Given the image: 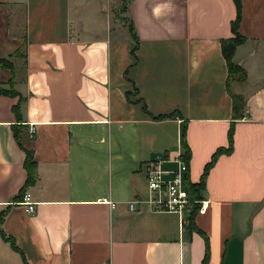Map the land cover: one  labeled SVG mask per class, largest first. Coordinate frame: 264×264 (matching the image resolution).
I'll return each mask as SVG.
<instances>
[{"label":"crops","instance_id":"crops-1","mask_svg":"<svg viewBox=\"0 0 264 264\" xmlns=\"http://www.w3.org/2000/svg\"><path fill=\"white\" fill-rule=\"evenodd\" d=\"M122 1L0 0V60L24 53L21 77L0 66V264H202L207 242L209 264H264V0H242L237 121L221 45L235 1L132 0L137 40ZM231 128L206 213L157 212L147 167L176 170L186 144L199 185Z\"/></svg>","mask_w":264,"mask_h":264},{"label":"built area","instance_id":"built-area-1","mask_svg":"<svg viewBox=\"0 0 264 264\" xmlns=\"http://www.w3.org/2000/svg\"><path fill=\"white\" fill-rule=\"evenodd\" d=\"M34 135V131L30 132ZM180 156L176 160L177 169L170 171V178H166L169 174L162 170L159 163L149 165L146 170V178L148 187L151 193L155 196L151 200V204L156 207L157 212L171 213L179 216L182 223L186 220V213L194 206L198 205V213L205 214L208 208L207 201H198L194 198L191 188L186 181V175L189 171V166L184 160L185 151L180 149ZM137 201L129 205L131 211L136 210ZM23 206L28 214L35 212V204L31 202V195L27 194L23 199ZM113 206V205H112Z\"/></svg>","mask_w":264,"mask_h":264},{"label":"trees","instance_id":"trees-1","mask_svg":"<svg viewBox=\"0 0 264 264\" xmlns=\"http://www.w3.org/2000/svg\"><path fill=\"white\" fill-rule=\"evenodd\" d=\"M127 1L129 4L132 0H127ZM234 1H235L236 8H237V19L232 24V30L235 34V37L232 39L222 41L221 45H222V52H223V55L227 61L228 70H229L228 88H229L230 96H231L232 101H233V117H234L233 119H234V121H237V120H242L245 117L246 101H245L244 96L239 95V94H235L234 92H231V86L234 83H240V84L244 83L247 80V74L241 66H239L237 63L234 62V57H235V53H236L237 48L242 46L246 42V39L238 33V27H239V24L241 21L242 0H234ZM128 4L125 6L124 11L127 10ZM129 30H130V34L134 38V40H137V37L135 36L134 27L132 24H130ZM6 68H8V66ZM235 76H236V79H235ZM0 94L12 95V94H14V92L12 90L7 91L4 89H1V87H0ZM17 113H19L18 108H17ZM233 134H234V130H233V128H231V130L229 132V140H230L229 149L227 151L219 150L217 153H215L211 162L206 166V169H205L203 178L201 180V183L199 185H193L190 187L194 197L199 198V200H202V198L199 196V193H201V191L205 188V181H206L207 175H208L209 171L211 170V168L215 165L218 157L221 156L222 154H230L232 152V150H233ZM183 148L185 151L184 160L187 161V159L190 155L189 150H188L186 144H184ZM32 162H33L32 158L28 155V158L26 160V166L28 167V171H29V182L30 183H32L34 181V178H35V174H34L33 167H32L33 166ZM186 180L188 181L187 178H186ZM198 209H199V206L196 207V212H198ZM190 221H191V219H190ZM6 240L11 243L12 247H14L16 250H18L14 241H11V239H7V238H6ZM209 254H210L209 244L207 242L206 255H205V258H204L202 264H209Z\"/></svg>","mask_w":264,"mask_h":264},{"label":"rangeland","instance_id":"rangeland-1","mask_svg":"<svg viewBox=\"0 0 264 264\" xmlns=\"http://www.w3.org/2000/svg\"><path fill=\"white\" fill-rule=\"evenodd\" d=\"M128 4L127 0L122 1V4L119 6L117 10L114 12V20L118 19L121 21V24L125 25L127 29H130V22L126 18V11H124L125 6ZM130 33V30L128 31ZM131 35V34H130ZM23 50H18L17 53L12 54L4 59L0 60V66H5L8 68L12 67L13 70L16 71V73L21 77L24 71V64H23ZM14 64H17L18 67H14ZM236 79V76H235ZM233 85V84H232ZM235 88V84L233 86V89Z\"/></svg>","mask_w":264,"mask_h":264}]
</instances>
